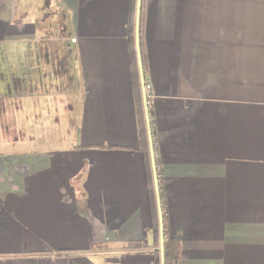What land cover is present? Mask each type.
I'll return each instance as SVG.
<instances>
[{
	"label": "crops",
	"instance_id": "obj_1",
	"mask_svg": "<svg viewBox=\"0 0 264 264\" xmlns=\"http://www.w3.org/2000/svg\"><path fill=\"white\" fill-rule=\"evenodd\" d=\"M130 17L0 0V146L41 145L0 152V264H155ZM143 40L176 264H264V0H146Z\"/></svg>",
	"mask_w": 264,
	"mask_h": 264
},
{
	"label": "trees",
	"instance_id": "obj_2",
	"mask_svg": "<svg viewBox=\"0 0 264 264\" xmlns=\"http://www.w3.org/2000/svg\"><path fill=\"white\" fill-rule=\"evenodd\" d=\"M145 2L146 0L140 1V13H139V47H140V54H141V61H142V67L144 72V82L147 83V58L144 51V40H143V26H144V10H145ZM135 7H136V0H131V17L128 27V41L130 45V57H131V68H132V74H133V84L135 87L136 92V99L137 103L139 105V129H140V136L143 144V150L144 155L147 159V162L150 160V154H149V145H148V139H147V130H146V124L144 119V112L141 108V102H142V94H141V87H140V80H139V73H138V66H137V58H136V51H135V43H134V24H135ZM151 110H149L150 118H152ZM152 124V119H151ZM157 176H158V182L160 185V178H159V172L157 170ZM160 198L162 200L163 192L160 190ZM149 198L151 200V203L153 205V233L154 235L158 237V215H157V208H156V199H155V192H154V184H153V176L152 172L149 174ZM162 205V203H161ZM162 215H163V229H164V260L165 264H176L178 261V254L176 252V247L174 241L169 237L167 233L166 228V215L165 211L163 210L162 205ZM159 242V239L158 241ZM159 244V243H158ZM139 246H141L139 244ZM138 246V247H139ZM155 264H159V250H155Z\"/></svg>",
	"mask_w": 264,
	"mask_h": 264
},
{
	"label": "water",
	"instance_id": "obj_3",
	"mask_svg": "<svg viewBox=\"0 0 264 264\" xmlns=\"http://www.w3.org/2000/svg\"><path fill=\"white\" fill-rule=\"evenodd\" d=\"M140 1L141 0H136L135 24H134V43H135L137 66H138V73H139V80H140V87H141V94H142L144 118H145L146 130H147V139H148V145H149V154H150L151 169H152V175H153L156 208H157V215H158L159 263L165 264L164 246H163L164 245V229H163L162 205H161V198H160V192H159V182H158V176H157V167H156V159H155V152H154L153 134H152V129H151V122H150V116H149L148 105H147V96H146V91H145L144 72H143L140 47H139Z\"/></svg>",
	"mask_w": 264,
	"mask_h": 264
},
{
	"label": "rangeland",
	"instance_id": "obj_4",
	"mask_svg": "<svg viewBox=\"0 0 264 264\" xmlns=\"http://www.w3.org/2000/svg\"><path fill=\"white\" fill-rule=\"evenodd\" d=\"M7 119H8V118H7ZM7 119L3 118V122H4V123L6 122V125H9ZM48 130H49V128H47V130H46L45 132H49ZM23 135H24V134H23ZM23 135H22V138H25V136L23 137ZM5 144H6V143H5ZM37 144H38V145H37ZM32 145H34V146H32L31 148H27V147H28V144H26L25 142L22 143L21 145H16L15 148L10 147L9 145H5V146H2V145H1V146H0V152H2V154H4V155H13L15 150H17L18 152H26V151H28V150H30V149L37 150L38 148L41 147V145H40L39 143H33ZM26 148H27L28 150H27Z\"/></svg>",
	"mask_w": 264,
	"mask_h": 264
},
{
	"label": "built area",
	"instance_id": "obj_5",
	"mask_svg": "<svg viewBox=\"0 0 264 264\" xmlns=\"http://www.w3.org/2000/svg\"><path fill=\"white\" fill-rule=\"evenodd\" d=\"M150 90H151L150 84H149V82H147V83L145 84V91H146V96H147L148 111L150 110V101H149ZM149 116H150V115H149ZM150 121H151V118H150Z\"/></svg>",
	"mask_w": 264,
	"mask_h": 264
}]
</instances>
